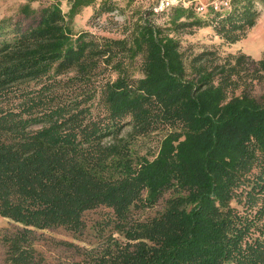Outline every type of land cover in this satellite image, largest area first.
<instances>
[{"label": "trees", "instance_id": "obj_1", "mask_svg": "<svg viewBox=\"0 0 264 264\" xmlns=\"http://www.w3.org/2000/svg\"><path fill=\"white\" fill-rule=\"evenodd\" d=\"M197 4L137 12L120 37L90 28L110 0L0 21V264H264V94L243 86L264 85V57L251 76L248 55L187 60L176 37L235 44L264 0Z\"/></svg>", "mask_w": 264, "mask_h": 264}, {"label": "rangeland", "instance_id": "obj_2", "mask_svg": "<svg viewBox=\"0 0 264 264\" xmlns=\"http://www.w3.org/2000/svg\"><path fill=\"white\" fill-rule=\"evenodd\" d=\"M115 4L117 10L109 16L94 22L90 27L92 32L101 36L120 37L125 24L131 20L132 16L137 12H145L161 3V0H110ZM214 0H201L206 12L211 7ZM26 0H0V21L5 17L18 16V10ZM257 24L254 28L248 31L247 36L235 44H228L222 40L212 27L200 28L193 31H182L176 34V37L182 42L183 50H186L187 60L193 58L202 52L214 51L217 53L215 61L219 64L233 61L235 57L241 53L248 55L251 60L248 62L247 70L249 75H253L257 65L254 62L259 61L264 57V8ZM114 22V24H111ZM161 23V21H159ZM27 24V22H26ZM252 77L245 78L243 86H248L249 90L260 98L264 94V85L260 81H251ZM240 93V91H238ZM162 134L154 133L151 137L141 138L138 143V149L142 154L153 155L157 152L162 140ZM7 219L0 218V228L8 224ZM89 245H87L88 247ZM49 253V252H48ZM57 260L61 264H70L73 259L71 253L53 254L51 259Z\"/></svg>", "mask_w": 264, "mask_h": 264}, {"label": "built area", "instance_id": "obj_3", "mask_svg": "<svg viewBox=\"0 0 264 264\" xmlns=\"http://www.w3.org/2000/svg\"><path fill=\"white\" fill-rule=\"evenodd\" d=\"M193 2H197V11L199 13H203L205 8L201 3V0H162L159 6L160 10H164L167 8H170L173 5H179V4H183L185 7L190 6ZM211 7L214 8L215 10H221L224 8L229 7V0H214L211 3Z\"/></svg>", "mask_w": 264, "mask_h": 264}]
</instances>
